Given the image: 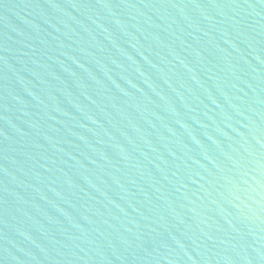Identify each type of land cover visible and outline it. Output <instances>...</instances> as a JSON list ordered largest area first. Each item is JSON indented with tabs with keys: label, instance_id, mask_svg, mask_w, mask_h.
<instances>
[{
	"label": "water",
	"instance_id": "1",
	"mask_svg": "<svg viewBox=\"0 0 264 264\" xmlns=\"http://www.w3.org/2000/svg\"><path fill=\"white\" fill-rule=\"evenodd\" d=\"M0 264H264V0H0Z\"/></svg>",
	"mask_w": 264,
	"mask_h": 264
}]
</instances>
